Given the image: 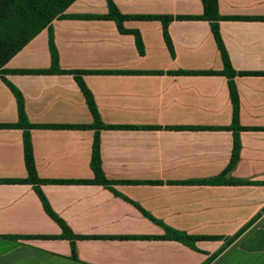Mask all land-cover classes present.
<instances>
[{
    "label": "crops",
    "instance_id": "crops-1",
    "mask_svg": "<svg viewBox=\"0 0 264 264\" xmlns=\"http://www.w3.org/2000/svg\"><path fill=\"white\" fill-rule=\"evenodd\" d=\"M111 1L122 15L171 17L173 55L159 20L123 23L139 34L140 55L133 35L119 33L113 21L72 18L107 14L105 0H75L66 17L51 23L61 70L131 72L82 76L110 127L99 133V152L113 192L94 184L40 186L51 210L83 237L74 243L76 260L33 188L7 181L25 180L27 172L23 132L14 127L16 101L0 78V264H219L217 255L224 258L232 247L261 252L256 246L264 242V75L234 78L243 130L238 160L225 178L243 183H204L228 166L233 136L224 129L231 125L232 105L209 24L181 19L201 16L200 0ZM217 8L225 18L219 32L232 69L264 73V0H217ZM49 68L46 29L4 66ZM4 78L21 93L26 118L35 126L29 134L38 178L92 180V117L73 77L9 72ZM143 212L175 231L221 239L198 241L194 252L160 238L162 228ZM242 229L235 246L224 245Z\"/></svg>",
    "mask_w": 264,
    "mask_h": 264
},
{
    "label": "trees",
    "instance_id": "trees-1",
    "mask_svg": "<svg viewBox=\"0 0 264 264\" xmlns=\"http://www.w3.org/2000/svg\"><path fill=\"white\" fill-rule=\"evenodd\" d=\"M75 0H0V78L3 83L8 87L11 94L16 101L18 122L14 127L22 130V142H23V157L25 169L27 172V178L25 180H7L11 182H22L29 184L37 197L39 198L44 212L49 218H51L60 228L61 235L58 238H63L69 241L71 247V258L76 260L75 253V240L83 238L82 236H76L71 233L67 228L65 223L51 210L49 204L47 203L45 197L43 196L40 186L43 184H94L103 186L113 192L112 182L105 179L104 173L101 168L100 159V138L99 133L103 129L110 128L102 123L99 114L97 112L96 105L93 100V96L86 88L82 81V76L85 74H123L131 72H110V71H65L61 70L58 65V57L56 48L54 45L53 34L51 23L60 18L66 17L64 15L65 10L70 6ZM107 6V14L100 16H73L72 18H94L101 20L113 21L117 27V30L121 34H131L134 37V42L136 49L140 55L143 54V45L141 43L140 36L137 32L129 31L123 28V23L127 20L133 19H156L162 24V33L165 44L173 55V49L170 39L167 34V25L171 21V17L167 16H153V17H143V16H126L122 15L111 0H105ZM203 8L202 15L199 17H182L181 19L189 20H202L209 24V28L213 39L215 41L217 50L219 52L222 71L219 73L224 76L227 80L229 99L232 105V121L231 125L225 130L232 132L233 136V147L231 151V157L226 169L217 177L204 181V183L212 185L220 184H241L243 181L235 179H226L225 176L228 174L235 166L240 151L239 133L243 128L239 125L238 114H239V98L237 89L235 86L234 78L240 75H256L263 76L264 73H243L236 72L232 69L227 52L225 50L221 35L219 32V22L224 20L217 8V0H200ZM46 29L48 31V50L50 54V68L47 70H18V71H7L4 69L6 63L15 56L32 38L38 35L42 30ZM13 72L18 74H68L73 77L79 90L81 91L87 108L92 117V123L87 128L93 131V143L91 148V159H90V169L93 173L92 180H79V181H45L38 178L34 167L32 146L30 140L29 131L35 126L29 124L24 110V100L21 93L11 85L5 78L6 73ZM204 73V72H203ZM206 74L208 72H205ZM204 73V74H205ZM211 73V72H209ZM11 127V125L9 126ZM69 128H78V126H69ZM144 217L149 219L151 222L155 223L162 228L164 235L161 236L163 240H171L182 244L183 246L191 249L194 252H199L196 248L195 243L198 241H217L221 237H201V236H190L184 232H178L170 229L163 225L161 222L153 219L149 214L145 212L142 213ZM244 231L242 229L236 235L230 237L225 241V246L228 245V241L236 240ZM90 238V237H85Z\"/></svg>",
    "mask_w": 264,
    "mask_h": 264
},
{
    "label": "rangeland",
    "instance_id": "rangeland-1",
    "mask_svg": "<svg viewBox=\"0 0 264 264\" xmlns=\"http://www.w3.org/2000/svg\"><path fill=\"white\" fill-rule=\"evenodd\" d=\"M263 223L264 221L261 224ZM261 231H263V235H264V227H262ZM245 237L246 238L249 237L248 233L245 235ZM234 243L236 244L237 242L235 240L233 241L229 240L228 245L226 246L229 245L232 246V244ZM235 244L233 246H235ZM232 248L229 251H227L228 254L226 253L227 255L224 258L222 257V255H220V253L217 255L219 256L218 260L221 262L219 264H264V242L256 246V249H263L261 252L253 251L250 253H245L240 248H234V249Z\"/></svg>",
    "mask_w": 264,
    "mask_h": 264
}]
</instances>
